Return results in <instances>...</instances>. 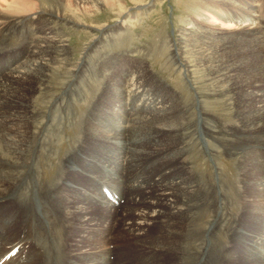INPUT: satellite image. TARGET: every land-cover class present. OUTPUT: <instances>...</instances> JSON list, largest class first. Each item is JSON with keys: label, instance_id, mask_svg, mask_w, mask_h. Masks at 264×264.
<instances>
[{"label": "bare ground", "instance_id": "1", "mask_svg": "<svg viewBox=\"0 0 264 264\" xmlns=\"http://www.w3.org/2000/svg\"><path fill=\"white\" fill-rule=\"evenodd\" d=\"M113 1L0 0L21 10L0 11V54L18 56L0 80V264H264V0H205L206 19L181 29L167 54L185 79L195 59L224 103L220 121L204 116L192 85L168 91L142 67L88 84L77 66L49 102L42 83L65 48L50 22ZM152 228L158 236L144 240Z\"/></svg>", "mask_w": 264, "mask_h": 264}, {"label": "rangeland", "instance_id": "2", "mask_svg": "<svg viewBox=\"0 0 264 264\" xmlns=\"http://www.w3.org/2000/svg\"><path fill=\"white\" fill-rule=\"evenodd\" d=\"M204 1L205 0H197V1L196 0H114L113 2L115 3V7L111 9L105 6H101L102 8L99 7V9L97 10L91 9L93 12L90 10V12L87 13V11L85 10L86 11L85 13L84 9H81L79 13L77 12V14L75 12V16L76 17L78 16V17L77 18L75 17L76 21L74 22L70 21L67 23V22L51 21L49 25L53 29V31H55L56 36H58L56 37V39L57 40L60 39V42H63V44L65 45V48H64V53L62 54H59L58 51H56V53L55 52L52 53V56H51L52 60L50 62L49 72L47 73V76L45 78L46 80L44 79V82L42 83V84H45V86L47 85L46 86L47 94L49 96L52 95V97H50L49 102H51L54 99V97H57L58 95L62 94L61 90L55 89L57 88L55 84H58L63 81L65 82L66 78H68L66 80V83L68 81L70 82L73 81L71 78H72V75L76 73L75 70L77 66H78L77 69H80V72L77 78L75 77L76 82L79 81V82H83V83L85 82L88 84H96V83L98 84L100 82H103L105 80V75L107 76V73H109V71L113 72V74L120 75L126 72L132 73V72H135L143 68L147 71V74L149 75L148 76L149 80L157 83L158 85L164 86L168 91L178 92L177 90L180 89L179 86L182 85V81L186 83L188 86L192 85L195 88V90L193 91L192 94H191V91H189L188 93H183L184 97L187 96L188 98L192 95L195 98V100L196 98L201 99L202 104H201L200 110L202 109L201 110L202 113L206 111V115L204 116L210 117L212 115L211 117L215 121H218V120L220 121L221 115L223 113H219L218 111L220 112L223 111L224 103L218 97L217 98L210 97L209 92L211 90V87L209 88L208 84L204 82L205 80L204 74L202 75L201 71L198 72V68L194 67V65L196 66V63H194L195 59L194 58L186 59V63L191 62V65L193 66L192 68L193 75L192 74L191 76L190 74L188 75L190 77V78L189 77L187 78L188 81L187 79L184 78V75L179 74L178 71L176 72L175 70L174 72L173 70L175 68L172 67L171 64L167 61V54L169 53V49H172L174 47V44H176L178 40L177 37L179 35L180 30L186 28L187 25H189V23L197 22L195 19H206L205 14H206V10H208L209 7L206 5V2ZM27 4H30V3H27ZM121 7H123V11L125 13L123 12V14L120 15L119 11ZM67 9L68 10L65 9V13L67 14L74 13L75 11V10L73 11L72 9L69 10V8ZM2 10H3V13L8 14V15H14L17 12L18 14L16 15H21V13H19L21 12V10L16 11L13 8L6 9V7L4 9V6H1L0 11L2 12ZM7 10H9L11 14ZM194 11H198L197 12L198 15H194ZM23 13L24 11H22V14ZM201 13L204 14V16L200 17ZM208 22L212 23L213 28L214 26L215 27L218 26L217 28H222L221 32L223 34H225L226 31H228L229 34L240 32L238 29H234L236 27L235 25L233 24L229 25L225 21H219V22L214 23V21L211 22L209 20ZM243 23L245 22L244 21L240 22V24H243ZM99 26H100V29H99ZM226 27H230V29ZM170 44L171 46L169 47ZM164 48L167 50V51L165 50L166 52L162 51L164 50ZM158 58L160 59L162 58V59L160 60ZM111 67H114L115 70L111 71L110 69ZM168 68L172 71H170ZM59 69H62V70L60 71ZM68 69L69 71H67ZM60 74L61 76L63 75L62 77L60 76L61 78L58 77ZM169 75H171V77ZM170 78H172L173 80ZM177 80H180L179 85L177 84L179 81L176 82ZM193 80H195V82ZM169 83H172V84H169ZM169 87H172V88H169ZM202 93H205V94H202ZM180 94H182V92ZM189 94L191 95L188 96ZM192 96L190 98L194 99ZM196 96H199V97H196ZM201 97H204V98L208 97L209 99L205 98L206 100L208 99L206 101L204 98L203 100ZM214 99H216L217 101ZM202 107L205 108V110H203ZM217 107H220V108H217ZM120 111L121 110L119 109L117 110V112H120ZM192 111H195V113L193 112V115H194L193 117H195L196 119L197 116L199 115V106L198 108L196 106L194 109L192 108ZM208 111H211V112L209 113ZM216 112H217V116H216ZM218 116H220L219 117L220 119L218 118ZM122 162L123 160L119 159L118 164L119 163L122 164ZM145 165L146 164L142 166L144 167ZM157 167L158 166L155 165V168ZM139 170L140 169H136L137 172H139ZM136 171L129 172V173L133 174ZM195 177L198 178L199 176L197 175ZM141 196H142L141 194H137V197L135 198H140ZM120 205H124V202L121 201ZM155 229L156 228H152V230L150 231L151 232L150 236L145 238L144 240L150 241V239L152 240L156 238L158 234H154ZM149 241H146L145 243H148ZM120 242H121L120 248L123 247L122 251L124 252L125 251L124 247L129 244L128 243L129 241H120ZM124 242H127V243H124ZM130 248H131L130 251H133V252L137 251L135 247H133V244L131 243L128 249ZM133 252H132V255L135 254ZM124 254L131 255V254H128V252ZM70 258H71L70 262L71 264H73L74 260L72 259V256ZM113 261L114 260H112V257H111V262Z\"/></svg>", "mask_w": 264, "mask_h": 264}]
</instances>
